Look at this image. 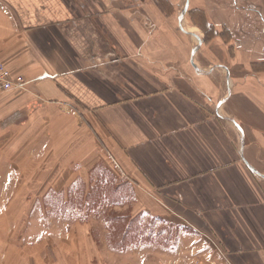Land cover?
I'll return each instance as SVG.
<instances>
[{"label":"crops","instance_id":"obj_1","mask_svg":"<svg viewBox=\"0 0 264 264\" xmlns=\"http://www.w3.org/2000/svg\"><path fill=\"white\" fill-rule=\"evenodd\" d=\"M106 1L0 0V61L26 81L0 94L14 99L0 106V215L22 171L9 164L6 146L22 145L12 133L36 128L14 159L21 162L44 159L56 142L50 126L69 128V137L78 129L76 162L60 174L84 180L88 156H105L112 192H126L110 206L129 220L126 239L142 225L136 243L118 249L109 244L112 221L73 219L81 241L94 242L86 250L94 264H264V178L245 162L264 175V55L254 39L264 36L261 5L190 0L183 23L203 41L198 51L159 9ZM204 57L212 66L199 72ZM71 182L45 192H80ZM31 221L47 226L28 240L31 249L74 230L56 227L66 217Z\"/></svg>","mask_w":264,"mask_h":264},{"label":"rangeland","instance_id":"obj_2","mask_svg":"<svg viewBox=\"0 0 264 264\" xmlns=\"http://www.w3.org/2000/svg\"><path fill=\"white\" fill-rule=\"evenodd\" d=\"M235 1L247 8L252 4H256L259 7L261 5L260 8L264 10V0H250L249 2L231 0L223 3L234 4ZM185 2L186 0H118L114 1V7H118L120 9H159L162 15L166 14L167 17H171V22L174 24L175 28L177 27L178 29V17L182 8L185 6ZM103 6L109 7V2L104 0ZM227 11L231 12L232 9ZM220 12L222 11H219V13ZM157 13L154 12L151 14H154L155 16L158 15ZM224 13H226V11ZM244 16L245 15H242V20ZM154 19L151 18L152 22ZM183 25L185 29L184 32H181L179 29L178 32L182 34L184 40L188 39L193 41V44H196L197 42L199 43L201 39L195 35V31L190 30V24H186L184 22ZM254 39L258 55H264V36L261 38L260 35H257ZM179 40L182 39L180 38ZM195 49L199 51L197 47H195ZM185 58L187 61V55ZM196 64L197 63L194 62V66L192 63L189 65L187 63V68L194 72L197 70ZM211 66V63L207 61L206 57L202 59V62H198V67L200 68V71L202 70V72L210 70ZM261 67L264 69V66ZM218 71L223 72L222 70ZM23 88L25 89L26 85ZM6 98L7 97L3 96L0 97V106H4V104L13 106L14 103L12 100L14 99L11 98L12 100H10ZM59 127L60 126H58V129ZM67 127H69L68 124ZM50 128L51 131L53 130L56 142L54 145H50L48 147L49 150L46 151V155L42 160L35 161L28 159L27 157L21 162L14 160L19 154L25 152L24 148L26 145L24 144L29 141V135L33 133V130H36V128L33 129L32 126L29 127L28 125L27 128L24 127L23 129H16V133H12L15 137L22 141V145L19 143L16 147L15 143H13L10 146H6L8 157L12 159V161H9V164L16 167L20 166L22 171L18 190L16 194H14L12 201L8 204L5 214L0 215V264H94L95 257L92 255L95 253L91 252V254H89V251H86L87 249L95 247L94 242L91 238L86 239L84 236L82 242L79 237L78 229L72 224L73 219L76 220L86 214L91 216L96 214V216L105 217L107 220L110 219L109 217L115 218L116 216L119 218V222L116 221L115 218L112 222L113 224L108 226L113 232L111 233L112 238L109 241V244L118 249H124L128 244L136 243L134 242L133 237L134 235H137L138 232L142 231V225L134 224L131 226L132 231H130V239H123V232L130 229L127 225L129 220L125 217V215H119L123 213H118L116 210L113 211L110 206L113 201L121 200L120 198L126 192L124 194L112 192L110 186L112 182L111 180H114V178H112L110 173V162L105 156L100 159L102 161L99 160L100 162H95L91 159V156H88L87 166L84 171L85 174L86 172H88V174L83 177L84 180H79L78 177L74 175L75 173L72 170L70 172V176L68 174L65 176L60 174V167L64 166L66 168L70 162L72 164L76 162L75 156H78V143L81 138L78 136V129H75V133H73L74 136L69 137V128H67V130L60 128L58 131L54 130L53 126H50ZM23 136H26V138ZM13 140L14 139H12V141ZM91 144L92 143L87 144L88 146L86 149L88 152H90L93 148ZM3 148L4 146H0V157L2 156L1 150ZM54 154L55 157H53ZM25 156L29 155L25 154ZM95 174H99V176L95 177ZM66 181H69V183L74 181L73 184L76 185L78 189L80 188L82 192L80 191L78 193L71 194H65L63 191L51 193L45 192L50 185L53 184L57 186L59 184L58 186L61 187V183ZM94 185L98 186L97 189L93 190L92 188L91 191L90 189H87L88 186L92 187ZM66 198L69 202L66 201ZM34 200L38 201L37 208L34 207L31 209V203ZM102 203H104V205H101ZM106 203L109 205L108 207L106 206ZM47 204H50L51 208H48ZM32 217L40 219H46L49 217H66L68 222H70L67 224L68 226L66 224L64 225L59 223L56 227L59 230L63 227H65V229L68 227L70 231H72L73 228L74 230L69 237H66V240H58L56 238L59 235H56L48 240H44L40 246L33 247L31 249L28 245L30 242L28 240L33 238L35 233L43 236L46 234L47 229L46 224L40 222L33 223L31 221ZM139 221H142L141 218H139ZM135 222H138V218H136ZM20 237L22 238L23 244L20 242ZM136 237L137 236H135V238ZM82 243H84V245H82ZM84 251L86 253H84Z\"/></svg>","mask_w":264,"mask_h":264},{"label":"built area","instance_id":"obj_3","mask_svg":"<svg viewBox=\"0 0 264 264\" xmlns=\"http://www.w3.org/2000/svg\"><path fill=\"white\" fill-rule=\"evenodd\" d=\"M26 81L23 76L14 74L2 61H0V94L23 89Z\"/></svg>","mask_w":264,"mask_h":264},{"label":"water","instance_id":"obj_4","mask_svg":"<svg viewBox=\"0 0 264 264\" xmlns=\"http://www.w3.org/2000/svg\"><path fill=\"white\" fill-rule=\"evenodd\" d=\"M189 5H190V0H186V2H185V6L182 8V10H181V12H180V15H179V28H180L181 31H183V32H184V30H183V27H182V26H183L182 23H183V20H184V18H185V16H186L187 12H188ZM202 43H203V41H200V43L196 44V47H197L198 49H200L201 46H202ZM198 71L201 72L200 69H199V67H198ZM242 133H243V132H242ZM245 162H246L247 166L249 167V169H250L254 174H256L257 176H259V177H261V178H264V175H263V174H261L260 172H258V171H257V170H256L251 164H249L246 160H245Z\"/></svg>","mask_w":264,"mask_h":264},{"label":"trees","instance_id":"obj_5","mask_svg":"<svg viewBox=\"0 0 264 264\" xmlns=\"http://www.w3.org/2000/svg\"><path fill=\"white\" fill-rule=\"evenodd\" d=\"M109 218H110L109 220H110V221H112V222L115 220V218H116V221H118V222H119V218H118V217H116V216H115V218H114V217H113V218H112V217H109ZM111 218H112V219H111ZM127 232H129V230H128V229H127V230H125V231L123 232V233H124V234H123V237H124L123 239H125V238H126V234H127Z\"/></svg>","mask_w":264,"mask_h":264}]
</instances>
